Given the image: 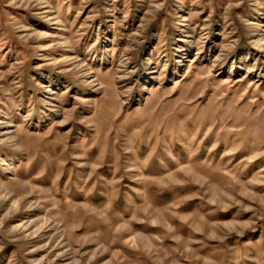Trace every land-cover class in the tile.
Here are the masks:
<instances>
[{
    "label": "rangeland",
    "instance_id": "rangeland-1",
    "mask_svg": "<svg viewBox=\"0 0 264 264\" xmlns=\"http://www.w3.org/2000/svg\"><path fill=\"white\" fill-rule=\"evenodd\" d=\"M0 264H264V0H0Z\"/></svg>",
    "mask_w": 264,
    "mask_h": 264
}]
</instances>
